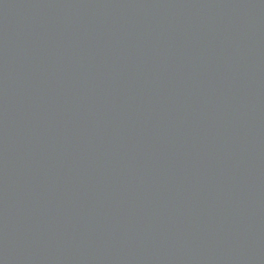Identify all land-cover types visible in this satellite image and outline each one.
<instances>
[{
  "label": "water",
  "instance_id": "obj_1",
  "mask_svg": "<svg viewBox=\"0 0 264 264\" xmlns=\"http://www.w3.org/2000/svg\"><path fill=\"white\" fill-rule=\"evenodd\" d=\"M0 264H264V0H0Z\"/></svg>",
  "mask_w": 264,
  "mask_h": 264
}]
</instances>
